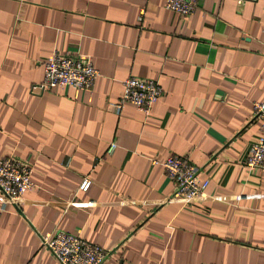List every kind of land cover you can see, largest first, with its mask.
I'll return each mask as SVG.
<instances>
[{"label": "crops", "instance_id": "1", "mask_svg": "<svg viewBox=\"0 0 264 264\" xmlns=\"http://www.w3.org/2000/svg\"><path fill=\"white\" fill-rule=\"evenodd\" d=\"M55 51L91 58V91L32 93ZM131 76L164 90L149 116L115 109ZM262 101L264 0H199L192 16L165 0H0V162L27 161L35 184L19 207L0 196V264H60L40 239L57 230L103 264H264V170L244 166ZM171 156L201 170L206 199L175 196Z\"/></svg>", "mask_w": 264, "mask_h": 264}, {"label": "built area", "instance_id": "2", "mask_svg": "<svg viewBox=\"0 0 264 264\" xmlns=\"http://www.w3.org/2000/svg\"><path fill=\"white\" fill-rule=\"evenodd\" d=\"M239 4L256 3L259 0H236ZM199 0H165V8L182 16L196 13ZM145 9H141L138 20L142 21ZM101 76L91 58L85 54L65 55L53 52L44 62V78L32 87V93L43 94L49 90L70 87L91 91ZM123 95L115 105L118 114L126 104L134 105L146 116L151 114L153 105L164 95L158 80L131 76L123 82ZM254 120L258 122L260 136L250 148V154L244 166L253 171L264 170V101L254 103ZM116 144H111L108 153L112 154ZM157 164L158 162L154 161ZM167 175L173 180L179 197L185 205L200 202L207 198L208 181L200 180L201 170L188 159L171 156L163 162ZM33 167L30 163L15 156H9L0 162V196L5 202L19 207L25 194L35 187L32 181ZM92 181L85 178L79 191L88 192ZM5 207L0 206V216ZM44 250H49L60 264H103L109 252L80 236L62 230L40 236Z\"/></svg>", "mask_w": 264, "mask_h": 264}]
</instances>
